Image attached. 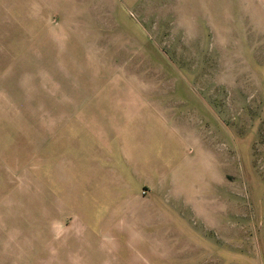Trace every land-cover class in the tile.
Listing matches in <instances>:
<instances>
[{
  "label": "rangeland",
  "instance_id": "1",
  "mask_svg": "<svg viewBox=\"0 0 264 264\" xmlns=\"http://www.w3.org/2000/svg\"><path fill=\"white\" fill-rule=\"evenodd\" d=\"M0 264H264V0H0Z\"/></svg>",
  "mask_w": 264,
  "mask_h": 264
}]
</instances>
